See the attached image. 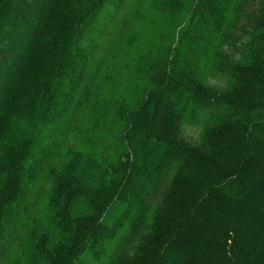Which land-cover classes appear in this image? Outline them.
Segmentation results:
<instances>
[{
	"label": "trees",
	"instance_id": "obj_1",
	"mask_svg": "<svg viewBox=\"0 0 264 264\" xmlns=\"http://www.w3.org/2000/svg\"><path fill=\"white\" fill-rule=\"evenodd\" d=\"M0 264H264V0H0Z\"/></svg>",
	"mask_w": 264,
	"mask_h": 264
},
{
	"label": "rangeland",
	"instance_id": "obj_2",
	"mask_svg": "<svg viewBox=\"0 0 264 264\" xmlns=\"http://www.w3.org/2000/svg\"><path fill=\"white\" fill-rule=\"evenodd\" d=\"M137 22V32L138 34L141 33V28L143 26V30L145 31V29L147 30L149 28V24H147L146 22H139V21H136ZM146 23V24H145ZM150 29L152 28V24H150ZM47 53H42L40 51H33L32 52V55L31 57L29 58L28 60V70L31 71H40L43 67V70H46V61L44 60L43 58V55H45ZM51 63H52V60H51ZM42 64V66L40 67V65ZM200 130H201V122L200 121H197L195 122V124H191V125H188L186 128H185V135L187 137L188 140L190 141H193V140H196L199 133H200Z\"/></svg>",
	"mask_w": 264,
	"mask_h": 264
}]
</instances>
